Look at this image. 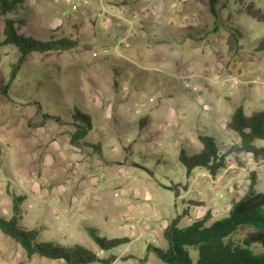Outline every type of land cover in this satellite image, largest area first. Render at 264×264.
Instances as JSON below:
<instances>
[{
    "label": "rangeland",
    "instance_id": "1",
    "mask_svg": "<svg viewBox=\"0 0 264 264\" xmlns=\"http://www.w3.org/2000/svg\"><path fill=\"white\" fill-rule=\"evenodd\" d=\"M99 1L76 8L72 0H21L10 13L0 12V212L10 216L12 195L25 194L19 204L18 223L21 227L38 229L39 240L63 245L80 243L100 257L111 254L109 264H166L146 250L152 241L148 234L105 252L87 229H96L107 238L125 237L128 235L125 230L136 234L135 226H125L119 220L124 215L123 208L112 207L114 193L121 187L148 192L150 205L153 203L161 212H170L176 201L175 191L168 187L172 185L177 191L185 190L186 198H192L185 200L199 214L197 217L209 210L212 218L225 214L232 200L241 197L250 183L251 172L255 189L264 191V156L255 158L249 153L233 152L225 157L215 176L203 168L185 175L178 159L180 146L187 152L200 149L197 137L200 133L214 136L226 150L238 141L237 135L225 126L234 110L240 107L250 114L264 107V50L255 49L258 40L264 39V20L249 14L250 11L263 13L264 0H220L215 14L209 11L206 0H192L181 11L171 7L175 0H155L156 4L147 10L149 18L131 25L133 36L127 44L121 42L130 27L127 19L115 22L110 16L117 12L118 5L97 16ZM129 5L124 17L135 20L133 16L141 10L139 6L147 3L134 0ZM183 14L188 16L186 25L179 26ZM9 15L17 19L14 26L18 32L44 39L65 36L76 39L77 46L31 52L10 79L19 53L12 44H2L4 19ZM102 19L107 21L105 26L99 25ZM154 20H162L164 25L156 23L148 27L149 23L157 22ZM256 78L257 82L252 81ZM103 97L112 102L113 113L108 122L101 120L91 101ZM155 104L162 113L156 114ZM88 111L93 121L91 136L106 152H111L106 147L109 138H112L111 146L121 148L128 131L141 129L138 120L142 114L155 115L151 125L160 131L159 135L154 136L155 133L156 138L145 139L144 134L151 127H144L145 122L141 125L147 130L134 136L143 140L137 141L140 149L129 159L146 167L128 165V169L135 171L136 180L125 182L117 178L109 183L105 180L107 171L97 169L94 175L98 180L90 186L87 183L79 186L60 177L46 183L51 174L40 170L45 166L53 168L58 162L52 141L68 140L66 130L57 136L56 133L63 125L74 129L73 114ZM177 125L178 130L188 134L186 144L178 134ZM109 130L116 135L111 136ZM39 131L42 136L33 137V151L42 152L40 158L45 153V159L50 155L52 161L40 163L38 172L33 165L32 172L37 175H30L29 162L20 164L17 142H26L28 149L29 139L33 134L40 135ZM26 132L27 141L23 138ZM37 141L44 146L37 149ZM144 142L156 146L147 148ZM255 143L264 146V140ZM122 148L125 153V147ZM115 172L125 175L121 166ZM73 195L83 203L74 223L69 225L57 201ZM95 196L100 199L94 200ZM219 206L227 211L221 212ZM193 219L187 221L181 217L178 225H188ZM247 230V227L239 228L233 238L242 240ZM191 255L196 257V252ZM0 264L64 263L36 255L28 257L16 241L0 231Z\"/></svg>",
    "mask_w": 264,
    "mask_h": 264
},
{
    "label": "trees",
    "instance_id": "2",
    "mask_svg": "<svg viewBox=\"0 0 264 264\" xmlns=\"http://www.w3.org/2000/svg\"><path fill=\"white\" fill-rule=\"evenodd\" d=\"M20 1L0 0L1 14L10 13ZM219 1L206 0L212 14L216 13V5ZM249 14L257 20H264V12L250 11ZM16 20L9 15L4 19L3 26L2 44H12L19 53L17 62L12 65L10 79L14 77L25 56L31 52H52L77 46L76 39L65 36H50L44 39L18 32L14 26ZM255 49L264 50V39L258 40ZM73 120L75 129L71 133L70 141L76 145L91 128V122L88 114L80 112L73 114ZM225 126L238 137V141L226 150L221 148L214 136L200 133L197 135L201 143L198 151L187 152L185 149L179 151L178 159L186 175H189L194 168H203L211 176H215L219 168L223 167L225 157L233 152L249 153L255 158L264 156V146L255 143L256 140H264V107L250 114H245L242 108L238 107ZM250 175V183L245 192L240 198L232 200L225 214L212 218L210 211L206 210L185 226H179L178 219L175 218L162 232L165 245L149 244L146 250L166 264H264V191L255 189L253 172ZM168 187L177 193L176 187L172 185ZM24 197L12 195L10 216L0 212V231L16 241L28 257L36 255L49 260L62 261L64 264H109L113 258L111 254L100 257L95 251L80 243L63 245L39 240L38 229L21 227L18 223L21 215L19 204ZM244 227L248 230L242 240H235L233 234ZM87 231L96 245L105 252L130 241L128 237L101 236L93 228H88ZM191 252H196V257H193Z\"/></svg>",
    "mask_w": 264,
    "mask_h": 264
},
{
    "label": "crops",
    "instance_id": "3",
    "mask_svg": "<svg viewBox=\"0 0 264 264\" xmlns=\"http://www.w3.org/2000/svg\"><path fill=\"white\" fill-rule=\"evenodd\" d=\"M134 0H113L114 3H105L103 2V0L99 1L100 3V7L98 8V12H103L106 9H108V7H112V5H118L119 8H117V12L110 14L111 18L116 19L115 22H119L120 19L121 20H126L129 21V18H126V16L124 17L125 14H127V10L129 8V3L133 2ZM139 3L146 1L147 5L140 7V11L138 13H136L133 16L134 22L136 24H138V20H142V21H146L145 18H149V9L151 8V6L153 7L154 4H156L155 0H137ZM192 3V0H175L173 2V4H171V7H174L175 10L177 11H181L184 10L182 9L183 7L185 9H187L189 6V4ZM207 3V2H206ZM161 4V2H159V5ZM132 6H134V3L131 4ZM173 5V6H172ZM161 6V5H160ZM138 7V6H137ZM136 8V7H135ZM157 8V7H156ZM148 10V11H147ZM148 16V17H147ZM187 15L183 14L181 16L180 22L178 23L179 26L186 25L185 20L187 19ZM131 20V19H130ZM151 21V20H150ZM157 22H151L148 24V27L152 28V26L156 25V23L158 24H162L164 25V22L162 20H154ZM119 24V23H117ZM155 30H152V33ZM150 33L151 36H153V34ZM92 102H94V106L96 113L98 114V116L101 118V120H105V121H110L111 120V114L113 113V108H112V102L108 99V98H94L93 100H91ZM110 101V102H108ZM153 107L155 108L156 114H159L158 110L159 106L158 105H153ZM162 113V111H160ZM85 114H88L90 117V122H91V128L89 130L86 131V133L78 140V144H72L70 141V136L71 133L74 131L75 129V125L74 129H69L68 127H63L61 128V130H58V132L56 133V136L59 134H62L64 132V130L67 131V138L68 140H64L62 142H60V140L58 141H52L51 145L54 147V149L57 151V158H58V162L57 165H55V167L51 168L49 166H45V169L42 168V172H45L46 174H51L50 177H48V180L46 183H51L54 181V179L56 177H60V178H66L72 182H75L76 185H81L83 186V184L87 183V185H91L92 182H96L98 179L97 177L94 175V173L96 172L97 169L99 170H104L107 171V176H106V181H108L110 183V181H116L115 179L120 178V180H123L126 182V180L128 179V181L130 180H136L137 176H135V171L134 170H130L128 168V165H135L138 167H142L145 168L144 166H141L140 164H138L136 161L129 159V156H131L135 150H139L140 148L137 147V141L143 140L142 137L135 139L134 136L138 137V135L140 134L141 131H146L147 129L144 128L146 126H150L151 125V120L154 118V116L144 113L142 114L143 116L139 118L138 120V126L141 128L140 130L138 129H132L131 131H128L129 133L125 135V139L124 143L121 148H117L115 146H111V140L112 138H109L108 141L106 142L107 144V148L111 151V152H106L105 150H103V146L99 144V142L97 140H95V138H93L92 132L91 130L93 129V121H92V116L91 113L85 112ZM127 114H125L124 116H126ZM158 116V115H157ZM123 117V116H122ZM137 117V115H136ZM133 119V118H132ZM132 121V120H131ZM141 122V123H140ZM147 122V123H145ZM145 123V124H143ZM101 124V123H99ZM143 124L144 127L141 125ZM29 126V124H27ZM99 127V126H98ZM101 128V127H99ZM179 125L176 126L177 131L179 132L178 134L180 135L181 139L183 140V142L185 143L186 139H188V134H184L182 131L178 130ZM104 130V128H102ZM153 131V133H151V131ZM111 133V136H113L114 134L116 135L115 131L113 130H109ZM159 130L156 129L155 125H151L150 129L148 130L147 134H144L145 139H154L156 137H153V134H155L154 136L159 135ZM29 133L26 132V134H23V138L25 141H27L26 139H29V136H27ZM40 135H32L31 138L29 139L30 144H29V148L27 149L26 147V142L24 143H18V152H20V158L22 160H20V164L23 163V166L26 165L29 162L30 165V170L28 171L31 174H36L32 172V169H34L32 166L35 165L36 167V172H38V166L41 164H50L52 159L50 155H46V159L44 158L45 154L40 158V156L42 155V152L39 151H33L34 146H33V137L37 138V136H42L41 132L39 131ZM130 134H132L131 136H129ZM129 136V137H128ZM144 139V141H145ZM173 138L171 137L170 140H172ZM61 143V144H60ZM145 146H147V148H149L150 146H156V144L154 145H149V143L144 142ZM186 144V143H185ZM126 145V146H125ZM37 149L42 148V146H44L42 144V142L37 141ZM125 147L124 149H126V152L124 153L125 150H123L122 147ZM263 146V145H262ZM183 149L182 146L179 147V151ZM32 150V151H30ZM166 152H168V150H172V148L170 149H165ZM164 150V152H165ZM30 151V153L28 154V152ZM115 156L114 157H110L109 155ZM25 155V156H24ZM42 160V161H41ZM34 161V162H32ZM121 166L122 168H124V172L125 175H121V174H116L115 170H117V167ZM196 168H194L191 173L189 175H191L192 173H194ZM185 170V169H184ZM37 175V174H36ZM186 175V173H185ZM206 175H209L208 173ZM32 179V178H31ZM95 179V181H94ZM56 181V179H55ZM139 188V187H138ZM189 188V187H188ZM81 190V189H79ZM185 190H181V191H177V193H175V199L176 201L173 202L172 204V208L169 209L170 212H161L160 210H157L154 206L153 203H151V205L148 203V201L150 200V195L148 192L142 193L138 191H135L133 189H125L124 187H121L119 189V192L115 191L114 196L115 201H111L112 202V207H114V209H118V208H123L124 210V215H120L119 220L124 222V225L127 226L130 225L131 227L135 226L136 229V234L133 233L132 231L129 230V232L127 230H125V233L128 234L125 237L130 238V240L135 241L139 238H142V236L144 234H148L151 238L152 241L149 244H155V245H160V246H164L165 245V240L162 237V232L163 230L167 227V225L169 224V222L175 218L178 219V222L180 220V218H184L185 220H191V219H195L199 214H195L194 210L191 204H188L186 202L185 199H192V198H186L185 197ZM16 195V194H15ZM18 195H23L26 197L25 194H18ZM77 196L73 195L71 197H69V199H63L60 198L57 201V205L58 207H61V213L63 218H65V220H67V224L72 225L75 221V218L77 217V212L80 210H82V203L83 201H77ZM100 197L99 196H95L94 200H99ZM199 200H201V203H204L203 200L201 199V197H198ZM77 201V202H76ZM146 201V202H145ZM180 202V207H177V204ZM21 205V204H20ZM203 205V204H202ZM78 209V210H77ZM113 209V210H114ZM147 247V246H146ZM116 249V248H115ZM116 261V260H115ZM114 261V262H115Z\"/></svg>",
    "mask_w": 264,
    "mask_h": 264
},
{
    "label": "built area",
    "instance_id": "4",
    "mask_svg": "<svg viewBox=\"0 0 264 264\" xmlns=\"http://www.w3.org/2000/svg\"><path fill=\"white\" fill-rule=\"evenodd\" d=\"M92 1H94V0H72V5L74 7H76V8L88 7V6H90L93 3ZM98 15H99V12H97V16ZM106 22L107 21L105 19H102L101 22H99V25L100 26H105L106 25ZM128 23L130 24V27H129V29L127 28L126 33L121 38V42L124 43V44H127L128 40L130 38H132V36H133V32L131 30V25H135L136 24L134 22V20H132V19L129 20ZM252 81L257 82L258 80L256 78L255 80H252ZM218 208H219V210L221 212L227 211V208H224V207H221V206H219Z\"/></svg>",
    "mask_w": 264,
    "mask_h": 264
}]
</instances>
